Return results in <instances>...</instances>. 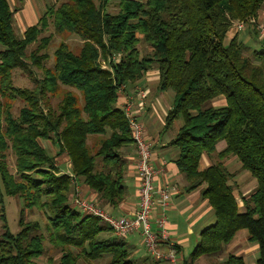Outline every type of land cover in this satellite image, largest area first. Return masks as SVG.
Segmentation results:
<instances>
[{
	"label": "trees",
	"instance_id": "obj_1",
	"mask_svg": "<svg viewBox=\"0 0 264 264\" xmlns=\"http://www.w3.org/2000/svg\"><path fill=\"white\" fill-rule=\"evenodd\" d=\"M111 1L61 0L19 34L17 9L0 0V264H36L49 246L60 252L56 262L48 258L51 264H76L80 257L106 252L112 254L110 263H132L123 242L97 237L105 228L101 218L70 204L72 175L60 171L55 157L67 153L76 180L116 205L126 188L122 149L133 143L117 89L151 69L158 73L157 90L174 93L165 126L183 118L171 144L178 148L175 160L189 181L187 189L204 184L201 192L214 212L189 259L218 256L246 228L257 244L256 263L264 264V43L253 49L252 58L243 54L244 43L236 35L224 43L232 22L257 18L264 0H119L115 13L107 10ZM49 24L83 40L77 52L59 42L52 66L46 62L53 36H41ZM252 33L258 38L255 28ZM141 39L150 48L146 56L139 49ZM29 46L34 47L28 51ZM102 60L108 68L101 67ZM30 65L41 70V78ZM15 69L26 73L34 87L15 86ZM62 86L68 89L51 103ZM219 97L224 104H211ZM17 99L23 105L14 115ZM40 139L50 140L56 154ZM219 140L224 146L218 150ZM8 150L14 154V171ZM204 153H215L216 159L201 167ZM230 155L256 179L240 195L241 205L236 173L224 164ZM5 196L22 200L17 232L9 229ZM32 208L45 214L46 234L37 219L26 218ZM217 264H244V259L227 252Z\"/></svg>",
	"mask_w": 264,
	"mask_h": 264
},
{
	"label": "crops",
	"instance_id": "obj_2",
	"mask_svg": "<svg viewBox=\"0 0 264 264\" xmlns=\"http://www.w3.org/2000/svg\"><path fill=\"white\" fill-rule=\"evenodd\" d=\"M36 1L37 2L35 3V0H23L20 3V8L17 11V14L20 13L22 22H28L30 25H33L37 22L39 18L36 20L34 9H39L41 5H43V9H45V4L47 2H44V0ZM8 2L10 3V0H8ZM262 14L264 15V11H262ZM263 15H260L259 12L257 19L263 20ZM25 29L26 28L24 27L23 31ZM230 36L231 33L229 34V37ZM156 77L158 78L157 70L151 69L146 72V74L139 81L126 84L125 88H129V90L126 91L136 97V90L142 89L141 86L145 87L147 82L152 80L154 81ZM146 89L147 87L144 88L147 96L148 93ZM155 94V96L159 95L160 97L146 98L145 96V98H133L132 110L137 114V118L143 122L145 136L152 141L153 149L151 154V163L156 167H162L155 178L156 183H169L173 187L170 203L166 212L168 219L167 226L169 231V239L173 242V246H170L168 243H162L161 249L166 252H174L175 258H156L152 256L151 253L146 249L142 240V235L139 231H134L133 233L123 237L118 236L103 221L102 224L105 226V228L97 234V237L99 239H108L109 241L123 242L124 247L128 251V256L132 262L130 264H217L227 252L241 254L244 259V264H257V244L248 239V233L245 234L244 244L243 236H241L239 241L233 243L231 247L225 248V251L216 257H202V255L193 261L189 259L190 251L199 239L200 231L202 228L214 221V212L207 197L201 192V188L204 184L188 190L187 186L189 181L177 166L175 159L178 155V148L176 145L171 144V140L175 136L181 124L177 123L174 125L173 120L171 125L165 126V115L171 108L173 98H166L164 91L157 90V85ZM122 100H124V98H119L117 101L118 105H121ZM224 103L225 98L222 97L214 98L211 101V104L213 105H222ZM41 140L42 139H40V142ZM41 143L46 146L44 139ZM50 144L52 145L51 141ZM223 146L224 140H221L216 144L218 150ZM52 149L53 151L51 152L55 153L56 149L54 145H52ZM122 153L126 159V171L124 175V184L126 188L124 196L116 205L110 204L96 191L91 189L86 183L82 181L78 182L82 197L95 201L113 215H130L139 207V183L137 170L135 167L136 148L134 143L123 147ZM215 159V153H204L199 160L200 166H206L214 162ZM55 164L59 167L60 171H67L71 173L69 171L70 161L67 153L62 152L59 155H56ZM224 164L229 170H232L230 167L234 164L235 167L238 166L241 168L239 165L240 162L235 155H230L225 158ZM249 180H251V186L247 187L244 191L242 185L240 184L239 186V190H241L237 193V202L239 205L242 204L240 195L246 193L255 186L254 179L250 178ZM156 212L157 207H155L152 211L153 216L156 215ZM111 255L112 254L106 252L95 257L96 259H83V257H80L81 259H78L76 264H113L110 263ZM244 255H246V257ZM206 259L210 260L207 261Z\"/></svg>",
	"mask_w": 264,
	"mask_h": 264
},
{
	"label": "built area",
	"instance_id": "obj_3",
	"mask_svg": "<svg viewBox=\"0 0 264 264\" xmlns=\"http://www.w3.org/2000/svg\"><path fill=\"white\" fill-rule=\"evenodd\" d=\"M251 24L258 32L259 39L264 43V24L257 21V18H247L234 21L235 29L244 28ZM102 68H108L105 61H101ZM125 84L118 87L117 92H124ZM132 94L125 93L121 107L128 120L133 143L136 148L135 167L138 175V196L139 207L130 215H113L93 200L84 198L80 194L79 184L75 176L72 175L74 193L70 204L82 213L92 214L101 218L118 236H126L134 231H139L142 235L146 249L156 258L169 257L174 259V252H166L161 249L162 243L173 246L169 239L167 226V208L170 203L172 185L169 183L157 184L156 176L162 167H156L151 163L152 141L145 136L144 124L137 118V114L132 110L133 98H144V89H138ZM157 207L156 215L152 211Z\"/></svg>",
	"mask_w": 264,
	"mask_h": 264
},
{
	"label": "rangeland",
	"instance_id": "obj_4",
	"mask_svg": "<svg viewBox=\"0 0 264 264\" xmlns=\"http://www.w3.org/2000/svg\"><path fill=\"white\" fill-rule=\"evenodd\" d=\"M23 0H10L11 3V7L12 8H16L17 11L20 8V3ZM61 0H44V2H47L45 4V8L49 5H54L56 6ZM145 1V0H142ZM37 1L35 0V3ZM119 0H112L111 3L109 4V6L107 7V10L111 13H115L118 11V3ZM43 4V3H42ZM41 7V9H40ZM39 7V9L35 8L34 9V14L36 16V20L44 13L43 9V5H41ZM15 9V10H16ZM17 11L14 14L15 17V29L19 34H22L24 27H28L30 24L28 22H22V18L20 13L17 14ZM262 11H264V4L262 5L261 9L259 10L260 15L262 14ZM258 12V13H259ZM264 17V15H263ZM259 19H257L258 21ZM35 21V20H34ZM258 22L264 24V19L259 20ZM254 26H252L251 24H247L244 28L242 29H235L234 26V21L232 22L229 31L227 32V36L224 40V43L227 44L228 40L231 38L232 35H236L237 36V40L242 41V44L244 43V48H242L243 54L245 56L248 57H253L252 56V51L253 49L258 46V44L261 43L259 37L258 38H254L253 37V30H254ZM231 33V36L229 37V34ZM48 34H51L52 40L49 44V48H48V52L50 55V59L46 62V66H52L53 64V59H52V54L53 51L55 50L57 44L59 42H64L65 44H67L68 48L70 50H72L73 52H77L83 42V40L81 39L80 36H78L77 34L74 33H68L67 31H62V32H56L55 29L52 27L51 24H49V27L41 34V36H46ZM34 46H29L28 47V51H30ZM2 49V47L0 46V50ZM139 49L141 51V54L146 56L148 53H150V48L149 46L141 39L140 40V44H139ZM30 68L33 72V74L35 75L36 78H41L42 77V72L40 69H37V67L30 65ZM157 80L158 78L156 77L154 79V81H149L147 82L146 86L147 87V93L148 95L146 96V98H159L160 96H155V92H156V85H157ZM13 83L15 86L17 87H27V88H33L34 87V82L32 81V79H30V77L24 73L22 70L20 69H15L13 71ZM144 84V85H145ZM145 87H142V89H144ZM155 88V89H154ZM68 89L67 87H63L60 88L59 93L57 94V96L52 97L51 99V103L55 104L56 101L58 100V98H61L63 92ZM126 90H129V88H124V92H117L118 94V100L119 98H124L125 93L130 95V93H128ZM75 92V90H74ZM75 93H78L77 91ZM164 94L166 95V98H173L174 97V93L171 89L164 91ZM145 98V97H144ZM23 105V101H21L20 99H17L14 101L13 104V108H12V112L14 115L18 114L19 108ZM183 122V118L182 116H179L178 118H176L174 120V125H176L177 123H182ZM221 141V140H219ZM218 141V142H219ZM41 142H43V139L41 140ZM44 143L46 144L47 148L50 149V151H53L52 149V145L50 144L49 140L44 139ZM8 152V157H7V161L8 164L10 165V168L12 171H14V154H12V152L10 150L7 151ZM239 161V160H238ZM235 165V164H234ZM234 165H232L230 167V169L235 171V176H236V182H237V186L235 188V192L238 193L241 190H239V186L240 184L243 187V191L251 186V183L249 180L250 178H253L255 183H256V179L254 176L250 175L249 170L245 169V168H240V167H235ZM240 165V164H239ZM241 166V165H240ZM4 204H5V212H6V219L8 222V226L9 229L12 232H17L19 229V224H18V220L20 217V208L22 207V200L19 196H5L4 197ZM1 210H0V233L2 231V218H1ZM26 218L27 219H37L40 224H41V230L43 231L44 234L47 233L46 228H45V214L38 210L37 208H32V209H28L26 211ZM247 229L246 228H242L240 230H238L235 234V236L233 237V239L228 242L225 246V248H229L231 247V245L237 241H239L240 237L243 236V244L245 243V234H247ZM44 246H46V240L44 241ZM232 249V248H231ZM232 251V250H231ZM60 255V252L58 249L56 248H51V246L46 248V251L36 257L34 260L36 261V264H51L49 261H51V259H48L49 257H52V259H54V262H56L58 260V257ZM212 255H208V254H204L202 257H210ZM246 257V255H244ZM257 257V255H256ZM81 259V258H79ZM85 259V258H83ZM87 259H96V258H87ZM109 259V258H106ZM207 261H209L210 259H206Z\"/></svg>",
	"mask_w": 264,
	"mask_h": 264
}]
</instances>
